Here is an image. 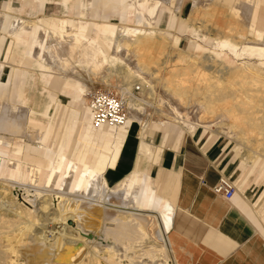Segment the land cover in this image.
<instances>
[{
  "label": "bare ground",
  "instance_id": "bare-ground-1",
  "mask_svg": "<svg viewBox=\"0 0 264 264\" xmlns=\"http://www.w3.org/2000/svg\"><path fill=\"white\" fill-rule=\"evenodd\" d=\"M133 2L135 18L126 16L117 25V33L104 34L100 41L86 37L80 25L68 19H63L57 29L40 21L43 33L38 38L35 55L78 83L82 94L92 91L96 83L106 84L108 90L118 89L126 100L130 118L127 126H95L89 112L78 162L69 163L65 175V171L60 175L63 156L56 163L49 162L50 174L45 181H41V170L35 166H29L28 178L22 182L5 179L0 174V264H191L172 239L174 208L170 203L160 208L148 203L143 206L140 201L142 179L137 174L114 187H109L103 179L104 171L115 165L119 157L130 124L135 120L144 122L147 105L161 112L152 105L157 101L156 83L161 82L166 97L171 100L167 104L161 98V105L167 104L165 107L171 108L182 120L236 140L246 162L264 158V32L256 31L251 37L244 33V28L235 30L237 35L233 37L228 35L230 32L219 33L213 35L215 43L206 46L203 54L192 48H179L178 54L171 56L163 52L168 42L172 45L171 40L164 30L154 27L163 0ZM200 5L215 7L211 0H196L195 9ZM250 6L251 0H236L224 18L242 21L249 17ZM9 18L0 13L1 29ZM201 22L205 26V20ZM237 22L233 29L239 25ZM10 23L12 28L25 29L34 24L16 18ZM237 36H244L247 41L239 42L234 38ZM162 53L165 58L158 63L156 57ZM169 63H174L170 76L177 81L180 79L176 83L158 75ZM2 69L0 63V77ZM195 72L202 75L196 79L198 83L190 84L187 75ZM204 73H210L211 78L206 79ZM202 76L209 83L202 85L205 83ZM223 83L225 88L221 87ZM137 85L142 88V99L133 93ZM7 103L0 105V131L26 136L27 113L14 110L16 108ZM161 121L158 125L164 122ZM104 130L107 138L100 141ZM36 136L35 131L29 138L34 140ZM13 137L0 136V143L13 145ZM14 149L19 151L20 147L15 144ZM78 164H82V170Z\"/></svg>",
  "mask_w": 264,
  "mask_h": 264
},
{
  "label": "crops",
  "instance_id": "crops-1",
  "mask_svg": "<svg viewBox=\"0 0 264 264\" xmlns=\"http://www.w3.org/2000/svg\"><path fill=\"white\" fill-rule=\"evenodd\" d=\"M133 1L22 0L20 8H15L12 0H4L1 3L0 13H5L10 18L9 22L4 23V27L0 28V63L3 64L0 77V105L8 102L16 108L14 110L21 111L24 115L27 113L25 116L27 125H25L28 127V136L25 134L26 136L22 137L8 134L9 132L4 130L0 131V136L14 135L13 142L11 141L13 145L0 143V174L3 178L18 182L26 181L30 167L35 166L41 170V181H45L50 174L49 162L56 163L62 156L64 162L60 175L64 171L65 175L70 164L73 161L78 162L86 136L89 113L86 96L92 92L90 90L82 94L78 83L75 84L70 77L53 70L48 63L35 55L38 50V38L43 33L41 23H47L49 28L57 29L63 19H68L80 25L81 33L86 37L100 41L104 34L117 33V25L126 16L135 18L137 12ZM187 1L163 0L157 11L154 27L164 30L172 45L180 49L184 40L182 36L188 34L192 38L186 50L192 48L196 51L213 45L214 38L202 32L203 22L200 26L195 16H182L188 6ZM193 1L192 9H195L196 0ZM235 2L236 0H211L215 7L224 10L219 12L223 15L226 9L234 6ZM54 4L62 7V16L45 13L48 5ZM101 7L109 12H101ZM89 9L92 11L90 17L87 13ZM166 11H169L166 26L161 27ZM34 13L38 14L35 19L25 16ZM113 15L118 17L117 22L112 20ZM247 15L249 17L243 21L244 32L249 37L255 35L256 31L264 32V0H251ZM15 18L34 24L32 28H12L10 21ZM15 48H23L22 54L15 52ZM2 55H5L4 60L1 59ZM19 56H26L29 63H36L38 69L35 70L34 75H30L27 69L15 65ZM6 67H10V71L5 81L3 76ZM28 80H32L34 85L40 82L44 91L48 92V101L38 105L40 108L36 107L34 100L28 94ZM101 84L96 83L92 90L100 88ZM9 86L10 89H7ZM59 94L69 96L70 100L64 103ZM133 122L140 123L141 129L136 125H133L130 131H128L129 127L127 128L124 139L126 141L122 143L115 165L104 171L103 179L106 184L114 187L128 179L130 175L137 174L136 176L142 179L140 201L150 204L153 208H160L163 204L170 203L174 208L173 224L170 227L172 239L177 249L185 252L187 262L264 264V189L256 201L254 196L251 197L245 192L251 186L248 180L251 173L256 174L255 182L258 185H264V158L246 162L241 156L242 152L238 148L241 146L237 141L226 135L214 133L212 130L211 132L210 129L202 126L192 127L175 122L161 125L153 122H147L146 125L136 120ZM198 128H202V132L196 131ZM35 131L37 140L30 139ZM105 135L104 130L100 141L107 138ZM225 137L228 141H224ZM38 139L41 140L38 142ZM233 142L235 145L232 149ZM15 144L20 147L19 151L14 149ZM90 158L92 159V155H89V160ZM237 158L242 161L240 166L242 174L236 181L233 180L236 186L234 197L227 199L215 193L214 187L221 177L233 175ZM78 167L83 169L82 164H78ZM152 177L160 181L163 195L159 193ZM253 189L254 187L252 191L255 192Z\"/></svg>",
  "mask_w": 264,
  "mask_h": 264
},
{
  "label": "rangeland",
  "instance_id": "rangeland-1",
  "mask_svg": "<svg viewBox=\"0 0 264 264\" xmlns=\"http://www.w3.org/2000/svg\"><path fill=\"white\" fill-rule=\"evenodd\" d=\"M4 0H0V5H1V3L3 2ZM12 2H13V4H14V7L15 8H20L21 7V5H22V0H12ZM187 3H188V6H187V8H186V10H185V12L182 14V16L183 17H190L191 15H193V17L195 16L197 19H198V22L199 23H201V20L203 19V20H205V26H203V29H202V32H205L208 36H210V37H213V35H214V37L215 36H217V34H219L220 33V35H227L229 32V36H236L237 35V32L235 31V30H237V29H239V28H242L241 30H243V20H245V18H243V20L242 21H239V22H237V21H235V20H233V19H229V17L228 18H224V17H226L225 15H223V14H219V12L221 13V12H224V10H218V8L217 7H212V6H204V5H200L199 6V9H192V5L194 4V1L193 0H188L187 1ZM102 8V11L101 12H103V13H107V12H109V10H104L103 9V7H101ZM205 8V9H204ZM206 8H208V9H206ZM215 9V10H214ZM174 10H177L176 8H174ZM207 10V11H206ZM206 11V12H205ZM212 11V12H211ZM244 11H246V10H244ZM228 12V9L226 10V12L225 13H227ZM45 13L47 14V15H58V16H62L63 15V10H62V7L61 6H59L58 4H54V5H48V8L46 9V11H45ZM88 16L90 17L91 16V14H92V11L89 9L88 10ZM206 13H208V14H206ZM210 13H213V14H210ZM210 14V15H209ZM168 15H169V11H166V14L164 15V22L160 25L161 27H165L166 26V20L168 19ZM212 15V16H211ZM214 15V16H213ZM26 17H29V18H36L37 16H38V14H32L31 16L29 15V16H27V15H25ZM247 16V15H246ZM112 20H114V21H118V17L116 16V15H113L112 16ZM194 20H196L195 18H194ZM229 20V21H228ZM231 21V22H230ZM234 21V22H233ZM236 22L237 23H239V25L237 24L236 25V29H233V28H235V24H236ZM240 24H241V26H240ZM231 25V26H230ZM228 26H230V27H228ZM234 26V27H233ZM238 26H240V27H238ZM233 27V28H232ZM227 30V31H226ZM225 32H227V33H225ZM174 33H176V32H174ZM236 33V34H235ZM245 33V32H244ZM177 34V33H176ZM235 34V35H234ZM192 38V36H190L189 34L188 35H184V36H182V39H184L183 41H182V45L180 46L182 49H187V47H188V45H189V40ZM237 41H239V42H244V41H247V39H246V37H239V36H237V37H234ZM167 47V48H166ZM165 48L166 49H164L163 50V52H165L164 54H168V55H171V56H175V54H178V52H179V48H177V47H174V46H172L171 44H170V42H168L167 43V46H166ZM169 47V48H168ZM207 47H210V46H207ZM171 48H173V49H171ZM175 48V49H174ZM22 50H23V48H20V49H18V48H15L14 49V51L15 52H18V53H20V54H22ZM167 50V51H166ZM194 52H196V53H198V54H203L204 52H205V48H200V49H198V50H196V51H194ZM164 54L162 53V54H160V55H158L157 57H156V59H157V61H158V63H161V61H162V59L163 58H165L164 57ZM173 54V55H172ZM162 55H163V57H162ZM19 59H18V61H16L15 62V65H18L19 67H22V68H24V69H27L28 71H29V74L30 75H34V73H36V71L35 70H37L38 69V66L36 65V63H33V62H31V63H29V60L26 58V56H19L18 57ZM1 59L2 60H4L5 59V55H2L1 56ZM160 60V61H159ZM180 63V62H179ZM172 63H169L167 66L165 65L163 68H162V70H160V72L158 73V75H159V77L160 78H166L169 82L171 81V83H176V82H178L177 80H174L173 78H174V76H170V71L173 69V64L171 65ZM181 64H183V63H181ZM152 65H153V67H157V64L156 65H154V63H152ZM171 66V67H170ZM171 68V69H170ZM170 69V70H169ZM201 70V69H200ZM5 74H4V76H3V80H7V73L10 71V67H6V69H5ZM196 73V72H195ZM195 73L193 74H189V75H193V77L192 76H189V75H187L188 77H190V80L189 79H187L188 77H186V79L190 82V84L192 83H194L195 84V82L196 83H198L199 81L197 80L196 81V79H198L199 77H200V74L202 75V73H196V78H195ZM172 74V73H171ZM205 75H207V77L205 76ZM208 75H211L210 73L209 74H207V73H204V76L206 77V79H208V78H211V76H208ZM145 76H149V74L147 75H145ZM163 76V77H162ZM204 76H202L203 78V80L205 81L206 79H205V77ZM171 78V79H169V78ZM191 77L195 80H192L191 81ZM177 77H175V79H176ZM103 78L101 77L100 78V81L102 80ZM237 79H239V78H237ZM241 79V78H240ZM213 80H215V79H213ZM176 81V82H175ZM200 81H201V79H200ZM203 81V82H204ZM212 81V79H210V82ZM216 81V80H215ZM231 81V80H230ZM240 81H242V80H240ZM206 82L207 83H209L208 82V80L207 81H205V83H202V85H205L206 84ZM106 83V82H105ZM188 83V82H187ZM186 83V84H187ZM201 83V82H200ZM213 83V82H212ZM28 87H29V90H28V94H29V96L34 100V102H35V104H36V107L37 108H40L38 105H42V104H44L45 102H47L48 101V92H46V91H44V89L42 88V84L39 82L38 83V85H34V82L32 81V80H28ZM189 84V83H188ZM214 85H215V82L213 83ZM221 84V83H220ZM222 85V84H221ZM220 85V86H221ZM225 83H223V86H221V87H224L225 88ZM155 87H156V93H157V96H156V99H157V101L155 100V102L152 104L153 106H155V107H157V108H160V113H162V114H160V113H157L156 112V109H154V107H152L151 105H147V114L143 117V119H144V124L146 123V122H153V123H156V121H157V123L160 121V120H162V121H164L162 124H167V123H171V122H175V123H179V124H182V125H188V126H194L193 124L191 125L190 123H187L185 120H182L180 117H178L177 115H175L170 109L171 108H166L165 106H167V104H170V102H171V100H170V97L168 96V98L166 97V93H165V88L161 85V82L160 83H156L155 84ZM227 88V87H226ZM214 89H215V87H214ZM98 90H108L107 89V86H106V84H101L100 85V88H97V89H95V90H92L91 92H95V91H98ZM108 91H113V92H115V93H119V90L118 89H116V88H111L110 90H108ZM142 91V90H141ZM142 95V96H141ZM59 96H60V98L62 99V101L64 102V103H66V102H68L69 100H70V98H69V96H67V95H64V94H59ZM215 96V95H214ZM138 98H143V94L142 93H140V95H138L137 96ZM89 98H90V94H88L87 95V100H86V102L88 103V101H89ZM141 98V99H142ZM161 98L167 103L165 106H162L161 105V103L159 102L160 100H161ZM168 99V100H167ZM169 100H170V102H169ZM162 106V107H161ZM165 107V108H164ZM163 109H164V111H163ZM172 113H170V112ZM163 112H166L165 114H167V113H169V114H167V115H165ZM169 115V116H168ZM175 115V116H174ZM160 119V120H159ZM55 120H56V118H55ZM161 121V122H162ZM167 121V122H166ZM133 125H136L137 127H138V129H140V127L138 126V123H134ZM195 127V126H194ZM197 127V126H196ZM111 129H113V130H116V129H118V128H113V127H110ZM135 129H136V127L134 128V131H135ZM159 131V130H158ZM196 131H199V132H202V128H198ZM159 132H161V131H159ZM106 134H107V131H106ZM222 137H224V136H222ZM233 140V139H232ZM224 141H228V139L225 137L224 138ZM235 142H236V140H235ZM235 142H233V145L231 146L232 147V149H233V146L235 145ZM237 144V143H236ZM237 146H238V144H237ZM239 148V151L240 152H242L241 151V148L240 147H238ZM235 155H236V151H235ZM241 164H242V161H241V159L240 158H237V162H236V164H235V172L233 173V175L232 176H230L234 181H236L237 180V177L240 175V174H242V169L240 168V166H241ZM255 179H256V174L255 173H251L250 175H249V177H248V180H249V182H250V184H251V186L250 187H248L246 190H245V192L247 193V194H250V196L251 197H253L254 196V200L256 201V199H257V197L261 194V192H262V190L264 189V185L263 184H257L256 182H255ZM152 180H153V182H155L156 183V186L158 187V189H159V193L160 194H162L163 195V188H162V186H161V183H160V181H157L156 180V178H153L152 177ZM252 187H254V189H255V192L254 191H252ZM253 189V190H254ZM142 203H143V206H144V204H145V202H143V201H141ZM261 204H263L262 202H261ZM258 209V208H257ZM49 229H51L50 228V226H49Z\"/></svg>",
  "mask_w": 264,
  "mask_h": 264
},
{
  "label": "built area",
  "instance_id": "built-area-1",
  "mask_svg": "<svg viewBox=\"0 0 264 264\" xmlns=\"http://www.w3.org/2000/svg\"><path fill=\"white\" fill-rule=\"evenodd\" d=\"M141 90V86L137 85L133 93L140 95ZM88 108L95 126L112 125L117 127L127 126L129 123L130 114L122 94L108 90L92 92L88 101ZM133 124H130L129 131ZM138 126L141 129L140 123ZM214 191L218 195L231 199L236 193V186L231 177L223 176L214 187Z\"/></svg>",
  "mask_w": 264,
  "mask_h": 264
}]
</instances>
